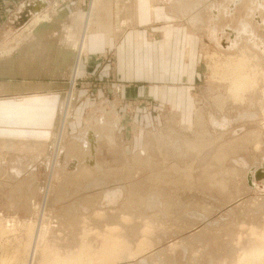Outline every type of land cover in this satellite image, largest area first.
I'll use <instances>...</instances> for the list:
<instances>
[{
    "label": "rangeland",
    "instance_id": "rangeland-1",
    "mask_svg": "<svg viewBox=\"0 0 264 264\" xmlns=\"http://www.w3.org/2000/svg\"><path fill=\"white\" fill-rule=\"evenodd\" d=\"M31 1H1L0 56L78 41L67 73L40 59L14 79L28 104H3L0 264L252 259L264 246V0H101L111 46L91 58L94 0L34 13Z\"/></svg>",
    "mask_w": 264,
    "mask_h": 264
},
{
    "label": "crops",
    "instance_id": "crops-1",
    "mask_svg": "<svg viewBox=\"0 0 264 264\" xmlns=\"http://www.w3.org/2000/svg\"><path fill=\"white\" fill-rule=\"evenodd\" d=\"M1 1L2 0H0V3H1ZM39 1L40 0H33L30 2L29 5H27V6H29L28 7L29 12L33 11L34 4L36 2H39ZM41 1L45 2V4L46 3L49 4V2H46L45 0H41ZM94 1H95V3H93L92 11H94L95 14L94 13L93 14H94V16H96L97 20H94L91 15H88L85 31H87L90 35L87 36V32H85L86 33L85 38H83V42H82L83 45L85 46V52H86L84 57H90V58L98 56V55H96L98 52H100L99 55L101 56L102 51L103 50L105 51L106 47L111 46V45H109L107 35L105 36V34L101 33L102 31L107 32V29H103L102 26L99 27V24L101 23V19L98 20V18H97L99 16L98 9L101 7V0H94ZM105 2L108 3V0H105ZM94 6H95V9H94ZM139 6H140V8L142 7V5H139ZM55 23H56V27H55V31H54L55 33L53 31L50 34H47V33L42 34L41 33L42 36L41 35L40 36L42 37L43 40H48L49 37L51 38V36H53V35L59 36L58 35V26H57L58 23H57V21ZM99 32H100V34H99ZM101 38H103V39L101 40ZM58 41H60V42H59V44H56V46H54L53 42L52 43L50 41L44 42V43H46L45 45L47 47H49L47 55H45V56H44V53H42L40 55L41 51H43V47L42 46H41V48L39 47L40 43L34 47V48H37L38 51H39V49H41V51H39V52L34 48H30L28 55H26L24 50L20 49L18 54H14V55H8L7 54V55H3V56L1 55L0 56V116L3 114L1 116L2 118H4V116H6V115L9 116L8 113L12 110V108H10L9 105H3L5 103V101L10 100L11 106H13L14 103L17 105L18 104L22 105V106H25L28 104V102L26 103V100L29 97L26 98V97H24V95H21V94L19 95V93H15V90H18V87L20 85L18 84L19 81H14V79L15 78H21L22 80L27 79L29 71H30L29 68H31V71L33 72L32 74H36L38 72V68H40V65H42V64L45 65V63L43 61L41 63L39 62L40 59L45 60V62H48V63H50V65H52V69H53L52 72L53 73L57 72L58 64L63 65V67L65 68V73H67L69 63L65 62L64 59H67L66 58L67 55L70 57L72 50H74L75 45L77 44L76 41H78L77 33L72 39H62V37L60 36V40H58ZM113 44L115 45V43H113ZM3 46H5V45H3ZM58 46L60 47L61 51L59 53H56ZM112 48H113V46H112ZM39 55H40V57H39ZM150 76L153 77V73H150ZM31 85H34L37 87L39 86L40 88H42V86H43L42 84L40 85V84H37L35 82L33 83V81L31 82L30 80H27V81H25V85L23 87H25L27 89ZM48 86L52 87V89H53V87L55 85H53V84L49 85L48 84ZM149 88L150 87H148V89L146 88L145 89L146 91H144V92H146L147 94L148 93H154V91L152 89L150 91ZM124 94H127V90H125ZM1 127H2V124L0 123V129H1Z\"/></svg>",
    "mask_w": 264,
    "mask_h": 264
},
{
    "label": "bare ground",
    "instance_id": "bare-ground-1",
    "mask_svg": "<svg viewBox=\"0 0 264 264\" xmlns=\"http://www.w3.org/2000/svg\"><path fill=\"white\" fill-rule=\"evenodd\" d=\"M42 6H45V3L44 2H40L39 3V5L38 6H36V7H34V10H33V12L32 13H34V12H36V11H40V9L42 8ZM239 71V70H238ZM238 74V73H237ZM110 128V127H109ZM93 147H94V145H92ZM92 147V148H93ZM260 234V233H259ZM263 235V234H262ZM261 236V235H260ZM262 237V236H261ZM262 243H264V235H263V238H262ZM255 250H256V252H257V254H255V256L251 259L250 258V260H248L247 262L245 261H243L244 263L243 264H263L260 260H261V258H263L264 257V246H262L261 248H259L258 250H257V248H255ZM254 250V251H255ZM130 252H132V251H130ZM133 253V252H132ZM136 253V252H135ZM252 253H255V252H253L252 251ZM13 255V254H12ZM113 255V254H112ZM248 255H250V254H248ZM262 256V257H261ZM11 258H14L13 256H9V257H7V259H4V257H3V261H2V264H11V263H13L14 262V260L15 259H12L11 260ZM92 258H94V257H92ZM127 258V257H126ZM256 259V261H257V263H255V261L253 260V259ZM51 259V258H50ZM247 259V258H246ZM264 260V259H263ZM121 261V260H120ZM124 262V261H123ZM240 262V261H239ZM123 264H127V260L123 263Z\"/></svg>",
    "mask_w": 264,
    "mask_h": 264
},
{
    "label": "water",
    "instance_id": "water-1",
    "mask_svg": "<svg viewBox=\"0 0 264 264\" xmlns=\"http://www.w3.org/2000/svg\"><path fill=\"white\" fill-rule=\"evenodd\" d=\"M257 175L259 174V172L256 173Z\"/></svg>",
    "mask_w": 264,
    "mask_h": 264
}]
</instances>
